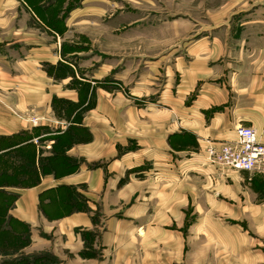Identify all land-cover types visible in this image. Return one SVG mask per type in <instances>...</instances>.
Masks as SVG:
<instances>
[{"label": "crops", "instance_id": "0c3cea01", "mask_svg": "<svg viewBox=\"0 0 264 264\" xmlns=\"http://www.w3.org/2000/svg\"><path fill=\"white\" fill-rule=\"evenodd\" d=\"M239 126L264 144V0H0V222L20 252L264 264V175L205 152Z\"/></svg>", "mask_w": 264, "mask_h": 264}, {"label": "built area", "instance_id": "2783aa9c", "mask_svg": "<svg viewBox=\"0 0 264 264\" xmlns=\"http://www.w3.org/2000/svg\"><path fill=\"white\" fill-rule=\"evenodd\" d=\"M205 152L212 165L229 167L252 175H264V144L257 139L251 128L237 127L234 142L209 145Z\"/></svg>", "mask_w": 264, "mask_h": 264}, {"label": "rangeland", "instance_id": "374dc122", "mask_svg": "<svg viewBox=\"0 0 264 264\" xmlns=\"http://www.w3.org/2000/svg\"><path fill=\"white\" fill-rule=\"evenodd\" d=\"M6 178H10V175ZM6 181L8 182V180ZM71 198L75 199L74 196L70 197L68 199L70 202L73 201ZM2 218H6L4 213H2ZM9 222V219H4L3 222H0V258H2L0 264H11L12 257L14 256L18 258L14 264H47L49 262L55 264L58 262V258L54 257L51 253L26 255L24 252H20L30 242V239L27 237V234L22 235V237L12 235ZM82 256L85 257L86 254Z\"/></svg>", "mask_w": 264, "mask_h": 264}, {"label": "trees", "instance_id": "16d2710c", "mask_svg": "<svg viewBox=\"0 0 264 264\" xmlns=\"http://www.w3.org/2000/svg\"><path fill=\"white\" fill-rule=\"evenodd\" d=\"M82 131H83V130H82ZM84 137H85V132H84L83 135H82V139H83V140L85 139ZM85 140H86V139H85ZM24 167H25V166H24ZM25 168H26V167H25ZM28 170H29V169H28ZM4 181H5V182H4ZM6 182H7V181H6V178L4 177V178H3V184H5ZM7 183H8V182H7ZM7 183H6V184H7ZM68 194H69V193H68ZM72 196H73V195H72ZM72 196H71V194H70L68 197H72ZM71 199H73V198H71ZM69 201H70V200H69ZM71 204H73V201H72ZM71 209H72V210H75V209L77 210V209H79V206H78V205H76L75 207L73 206V207H71ZM81 209L85 210L84 207L81 208ZM18 262H19V261H18ZM26 263H27V262H26Z\"/></svg>", "mask_w": 264, "mask_h": 264}]
</instances>
